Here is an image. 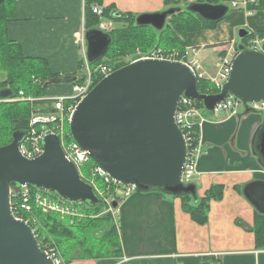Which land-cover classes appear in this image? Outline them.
Returning <instances> with one entry per match:
<instances>
[{"label": "water", "instance_id": "1", "mask_svg": "<svg viewBox=\"0 0 264 264\" xmlns=\"http://www.w3.org/2000/svg\"><path fill=\"white\" fill-rule=\"evenodd\" d=\"M5 0H0V5ZM185 11L210 23L221 22L229 13L226 4L191 3ZM183 12L180 7L140 14L137 27L162 32L168 20ZM117 17L122 13L113 12ZM250 35L240 29L241 41ZM86 59L93 64L108 52L112 37L95 28L85 33ZM78 78H57L44 83H75ZM242 102L245 114L250 103L264 101V54L237 46L229 81L216 94H201L193 70L181 61L138 59L102 78L74 108L69 135L90 160L114 182L138 192L157 190L181 197L192 196L194 184L183 183L187 144L175 115L184 96L201 102L207 112L229 96ZM14 97L9 88L0 89V100ZM27 131L17 130L12 142L0 147V264H53L42 251L31 226L17 220L11 208V189L30 187L53 194L64 203L97 207L102 200L94 186L82 179L76 165L67 158L58 135L42 140L43 153L35 159L21 154L19 145ZM260 155L264 160V129ZM245 197L264 215V182L250 184ZM118 203L113 202L116 208Z\"/></svg>", "mask_w": 264, "mask_h": 264}, {"label": "crops", "instance_id": "2", "mask_svg": "<svg viewBox=\"0 0 264 264\" xmlns=\"http://www.w3.org/2000/svg\"><path fill=\"white\" fill-rule=\"evenodd\" d=\"M88 1L13 0L14 14L7 24L9 40L21 45L25 57L44 58L50 71L66 75L62 78L70 77L79 67L72 35L85 22ZM176 1L100 0L91 5L105 9L114 4L118 7L114 12L122 14L125 6L141 7L144 14L165 11L160 7L168 4L174 5L169 8H181ZM252 1L222 3L231 7L227 16L213 29L189 32L187 46L198 55L206 49L221 54L234 46L238 31L246 29L251 35V46L247 47L264 54V37L260 34L264 32V0ZM191 3L203 0H187L184 7ZM250 5L255 8L250 9ZM203 70L205 79H213L206 68ZM204 116L207 121L201 128V154L191 184L196 186L198 200H203L213 187L222 188L221 199L209 201L206 222L201 224L192 218L182 196L157 190L133 191L127 196L122 192L115 208L117 228L111 231L112 236L116 233L118 245L95 246L73 237L69 242L75 244L74 256L67 264H264L260 235L264 215L244 194L250 184L264 182V160L259 151L264 111L245 114L243 108L236 114L208 112ZM193 203L196 201L191 200ZM97 232L102 242L107 234L101 229Z\"/></svg>", "mask_w": 264, "mask_h": 264}, {"label": "rangeland", "instance_id": "3", "mask_svg": "<svg viewBox=\"0 0 264 264\" xmlns=\"http://www.w3.org/2000/svg\"><path fill=\"white\" fill-rule=\"evenodd\" d=\"M99 1L100 0H89V2L92 3ZM186 1L187 0H177L175 5L181 6L184 11ZM170 6L174 5L168 4L160 8L161 10H165ZM5 8L7 16L2 15V17L8 18L6 23L7 25L14 14V12H12L13 0H6L5 4L0 8V14L3 13ZM91 8L93 7L90 4L86 10H89L90 12ZM117 8L118 7L113 4L112 6L102 9L103 12L101 16L96 15L95 17V15H92L91 18L89 15H87L85 22L81 25V29L76 30L73 33L74 35L71 34L73 38V46H75L77 49L79 62L78 69L70 74V77H78V80L75 83L51 84L47 87H44V81H49L51 74L56 75L55 79L65 77L66 75H60L50 71L49 63L44 58H33L35 61H24L20 58H17V61H10V59L6 58V56L0 51V89L11 88L14 90V96L15 91H18L19 93L17 97L15 96L10 99L0 100V112L2 110V112H4L3 117H6V120L1 124L3 129L0 130V145L7 143L10 144L12 142L10 136L14 128L12 121L10 122V120L7 119L8 117H10V119L13 118L9 116V114L12 113V116L17 115V117L24 115L27 117L28 114L29 122L27 130H35L39 135L43 133L41 130V125H46L49 130L58 131V133H60L63 145H65V147H70L74 143L71 136L69 135L70 114L71 110L74 109L79 102L78 97L81 95V91L88 90L89 88L92 89V85L94 84L97 75L103 76L105 73H111L115 71V66L118 64L128 65L134 60L142 58H170L172 60H177L184 63L191 62L200 67L201 71H204L203 69L206 68L208 74L213 75V78H217L222 67V62L227 57L225 52L236 54L237 46L241 43H244L240 40L237 34L236 43H233L234 46L225 48L221 54H215L213 51H210V49H206L207 51H204L201 55H198L197 52H195V49L187 46L186 35L179 33L181 32L180 28L184 27L185 24H192L195 22L191 17L185 15V13L182 14L183 16L177 15L174 16L173 19L170 18L168 20L166 27L168 28V31L163 35V39H160V37L153 35V31L150 29L139 30L134 28V23L136 24V18L138 15H140L144 8H135L130 6H125L124 8L122 7L124 9V14H127L128 18L125 20L115 21L109 17V12H112V10L114 12V10ZM229 8L231 9L230 6ZM150 9L154 10L153 8ZM95 28L101 29L102 31L110 34L111 37L113 36L114 41L103 58L93 64H89L86 59L87 43L85 40V33ZM7 40H9V36L7 28H5V32H0V46L7 49L9 45ZM249 43H251V39ZM15 44L19 45L17 43ZM246 46L251 45L246 44ZM13 47L14 48L11 49H15V51L17 49H21L23 53L21 45H19V47ZM252 47L260 49L259 46H254L253 44ZM36 59L45 62H38ZM103 70L106 72H102ZM40 73L44 75H40ZM32 76H35L38 79L37 80L36 78H33L34 81L36 80L37 85H33L31 83L30 78ZM202 81L210 83V87L207 88V92L210 91V93H217L219 91L215 85L212 84V79H199V82L202 83ZM60 98H63L61 110L57 109L56 107V104L60 102ZM26 103H28V105H26ZM8 104L12 105L8 107L4 106ZM194 108H196V110L200 113L201 119L207 121L204 114L208 112L203 107V104L201 102L193 103V109ZM28 110L29 113L27 112ZM50 117H56L57 120L52 123L39 121L35 123V125L31 126L32 119H49ZM201 128H203V125ZM33 137L35 136L33 135ZM28 142L29 140L26 142L24 141L23 144H28ZM82 165L83 166L81 167L80 172L83 180L91 183L94 186L97 195L102 200V204L95 210L90 209L84 204H76L75 209L76 212L80 214V217L79 219L76 218L74 221L79 225H76L73 229H71V234H68L67 237L60 239L59 247L55 241L49 238V235L46 231H40L38 226H42V223L41 220L38 219L34 214V210L36 208H34L30 214V218L36 222L38 235L41 236V239L45 244H48L52 246L51 248L56 249L58 253V259L61 261V264H67L69 259L74 256L73 250H75V244L69 242V240H71L73 237L81 243L99 246L100 242L97 238H101V235L97 232V230L101 229V231H104V233L107 235H109L112 229H114L115 232V228H117V225L115 224L117 210L113 207L112 203L115 201L117 203L120 202L122 196L120 197L119 194L125 191L124 189L120 188L121 185L113 181L110 183L105 182L101 174L98 173L97 167H95L91 161H87ZM36 210L39 212L41 211L43 215H48L42 210ZM59 216L62 218L61 215ZM86 216L88 217V220L80 224V221L82 220L81 218H85ZM64 218L65 222L71 220L69 217ZM112 235L113 234L111 232L110 244L118 245L116 233L114 236Z\"/></svg>", "mask_w": 264, "mask_h": 264}, {"label": "built area", "instance_id": "4", "mask_svg": "<svg viewBox=\"0 0 264 264\" xmlns=\"http://www.w3.org/2000/svg\"><path fill=\"white\" fill-rule=\"evenodd\" d=\"M232 6L236 8L237 4L234 3ZM92 11L95 15H98V16H101L103 12L102 9L99 8L98 6H94L92 8ZM225 54L227 57L225 56L226 58L222 62V67L220 69L219 76L217 78L212 79V82H213L212 84H214L215 87L219 90L218 93L220 92L222 86L229 81L231 71H232V64L237 55V53L230 54L229 52H225ZM142 59H160V60L177 61V60H172L170 58L161 59L158 57L157 58L155 57L142 58ZM185 64H187L193 70L198 81L199 79L205 78V75L202 73L200 67L196 66L195 64L191 62H186ZM102 72H106V71L103 70ZM109 74L110 73H105L103 75V78ZM90 90L91 89L89 88L88 90L81 91V95H79L78 101L83 99L89 93ZM59 101L60 102L56 104V107L57 109L61 110L62 109L61 103L63 101V98H60ZM193 103H196V101H192L183 96L179 101L178 108H177L176 115H175L176 124L178 128L180 129V131L183 133V136L187 144L188 154H187V159H186V165H185L184 172H183V183L185 185L191 184L195 178L196 169H197V159L199 155L201 154V150L199 146V144H201V138H202L201 127L205 123V121L201 119L200 113L196 110V108L193 109ZM248 106L253 110V112L259 113V112L264 111V101L257 102V103H250ZM241 109H243L242 102L236 99L235 97L229 95L225 99L224 102L216 106L215 113L230 112L232 114H236ZM73 110L74 109L71 110V114ZM56 120H57L56 117H50L49 119L47 118L32 119L31 126L35 125V123L39 121H44L45 123H52V122H55ZM41 130L43 132L41 135L37 134L35 130H31V129L27 130L26 138L19 145L21 154L27 159H35L43 153V148H42L41 143L46 134L54 133L58 135L61 140V136H60V133H58V131L49 130L46 125H41ZM33 135L35 137H33ZM28 140H29L28 144L24 145L23 144L24 141L26 142ZM61 146L67 158L76 165L81 175L80 170H81V167L83 166L82 164L87 161L88 162L91 161L87 153H85L75 143H73L70 147H65V145H63L62 140H61ZM93 165L95 164L93 163ZM95 167H97L98 173L101 174L105 182L110 183L111 181H113L97 165H95ZM120 188L125 190L123 192H125L126 196L129 193L136 191L134 187H128V186L121 185ZM75 207H76L75 205L64 203L60 199L52 197L49 193H45L39 190L33 191L30 187L11 189V208H12L14 217L17 220L24 221L25 223L31 226L42 251H44L47 254V256L52 260L53 264H61V261L58 259V253L55 248H51L52 246L45 244L43 242V240L41 239V236L38 235V228H37L36 222L33 221L32 218H30V214L32 213L33 209L36 208V209L42 210L46 214L56 213L58 215H61L62 218L69 217V219L73 221L76 218L79 219L80 217V214L76 212Z\"/></svg>", "mask_w": 264, "mask_h": 264}, {"label": "trees", "instance_id": "5", "mask_svg": "<svg viewBox=\"0 0 264 264\" xmlns=\"http://www.w3.org/2000/svg\"><path fill=\"white\" fill-rule=\"evenodd\" d=\"M10 1V0H9ZM234 0H203V3H208V4H211V5H219V4H222V3H226L228 4L229 2H232ZM6 0L0 5V8L5 4ZM89 6L92 2H89ZM88 6V7H89ZM262 8V6H260ZM250 9H253L255 8V6H252L250 5L249 6ZM13 10H14V2H13ZM12 10V12H13ZM113 12V10H112ZM112 12H109V17L112 19V20H125L128 18V15L127 14H121V17H117L116 15H114ZM86 13L87 15H89L91 18H92V15L94 16L95 14L92 13V10L90 9V12L89 10H86ZM185 13V15H188L189 17H191L195 22L192 23V24H185L184 27H181L180 28V31L179 33L183 34V35H187L189 32L191 31H204V30H210V29H213L217 24L216 23H210V22H206L204 20H202L199 16L197 15H193L187 11H183L182 13L180 14H177L178 16H183L182 14ZM2 15L4 16H7L6 14V8L4 9L3 13L0 14V32H5V28H7L6 26V23L8 21V18H3ZM175 15V16H177ZM96 17V15H95ZM174 17V16H173ZM173 17H171V19H173ZM134 28L135 29H150L153 31V35H155L156 37H160V39H163V35L167 33L168 31V28H165L162 32H156L154 29L150 28V27H137L136 24L134 23ZM167 27V26H166ZM262 37H264V32L260 33ZM251 37V35H250ZM250 37H247L246 39H244V43L245 45L248 44V42L250 41ZM114 41V38L112 36V43ZM8 42V47L7 49L5 47H2L0 46V51L6 56V58L10 59V61H17V58H20L24 61H35L33 60V58H30V57H25L24 54L22 53L21 49H17L15 51V49H11V48H14L13 46H17L19 47V45H16L13 41L11 40H7ZM38 62H45V61H42V60H39V59H36ZM123 66H126L125 64H118L115 66V70L119 69V68H122ZM39 69V68H38ZM42 73H40L41 75ZM44 75V74H42ZM98 76V77H97ZM96 76V79L94 81V84L92 85V88L98 84L103 76H99L97 75ZM56 75H53L51 74V76L49 77L50 79L49 80H53L55 79ZM33 78H36L35 76H32L30 78L31 80V83L33 85H37V82L36 80L34 81ZM37 79V78H36ZM38 80V79H37ZM47 81V80H46ZM44 81V82H46ZM210 87V83H207V82H199L198 81V90L201 94H215V93H210L207 92V88ZM11 89V88H10ZM13 92L14 90L11 89ZM210 90V89H209ZM24 93V92H23ZM218 93V92H217ZM18 91H15V96L17 97L18 96ZM25 94V93H24ZM26 95V94H25ZM14 96V97H15ZM12 104H8V105H4V106H10ZM26 105H28V103H26ZM2 109V108H1ZM29 113V110L27 111ZM4 112H0V130H2V123L3 121H5L6 117H3ZM9 116L13 117L10 119V117H8L7 119L10 120V122L12 121V125H13V128L14 130L12 131V134L17 131V130H21V131H27L28 129V114H27V117L24 115V116H19L17 117L16 116H12V113L9 114ZM260 132L261 130H259L256 135H255V139L258 141V137L260 135ZM12 134L10 136V138L12 139ZM258 138V139H257ZM9 143L7 144H1L0 147L2 146H6L8 145ZM91 163L93 164V162L91 161ZM33 191L35 190L34 188H31ZM52 197H55L57 198L55 195L53 194H50ZM222 197V188L221 187H213L212 190L210 191V193L207 194V196L203 199V200H197L196 203H193L192 205L190 204L191 200L193 201V197L192 196H187V195H183L181 198L184 202V207L185 209H187V211L189 212V214L192 216V218L197 221L198 223H201V224H204L206 222V219H207V213H208V209H209V201L211 199H214V200H219L221 199ZM102 204V202H101ZM99 204L97 207H91V206H88L87 204H84L86 205L87 207H89L90 209L92 210H95L97 208H99V206L101 205ZM34 214L36 215V217L38 219L41 220V223H42V226H38L40 228V231H46L49 235V238L53 241H55V243H57V245L60 246V239L62 238H65L68 236V234H71L70 230L73 229L76 225H79L77 223H75V221H71L69 220L68 222H65V218H60V216L58 214H55V213H49L48 215H43L42 212L40 211H37L36 209L34 210ZM261 217L264 218V216L261 215ZM82 220L80 221V224L87 221L88 220V217L86 216L85 218H81ZM76 220V219H75ZM78 222V221H77ZM41 234V233H40ZM258 234V233H257ZM260 235H262V240L264 242V231L260 233ZM111 234L109 233V235H105L104 238H103V241L100 242V244H110L111 243ZM259 241H261V239H259ZM92 250V249H91ZM93 251V250H92Z\"/></svg>", "mask_w": 264, "mask_h": 264}, {"label": "flooded vegetation", "instance_id": "6", "mask_svg": "<svg viewBox=\"0 0 264 264\" xmlns=\"http://www.w3.org/2000/svg\"><path fill=\"white\" fill-rule=\"evenodd\" d=\"M216 94V93H215Z\"/></svg>", "mask_w": 264, "mask_h": 264}]
</instances>
